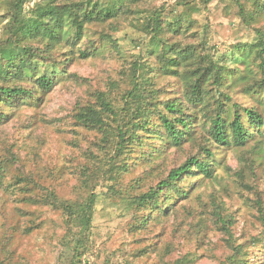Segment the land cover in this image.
<instances>
[{"label":"rangeland","instance_id":"1","mask_svg":"<svg viewBox=\"0 0 264 264\" xmlns=\"http://www.w3.org/2000/svg\"><path fill=\"white\" fill-rule=\"evenodd\" d=\"M10 1L0 0V42L12 24ZM77 1L83 0H28L22 14L29 20L36 4ZM187 3L184 7L179 0H138L131 5L138 15L92 28L99 42L115 39L116 52L81 59L78 47L83 48L84 43L78 47L62 44L50 51L49 57L44 55L48 66L61 70L54 87L43 91L24 82L22 85L34 93L33 101L0 108L10 114L0 125V168L4 175L0 242L11 238L15 251L11 264H230L232 248L240 245L249 264H264V227L258 212L259 205H264L263 137L241 149L214 147L213 177L197 181L187 199L173 203L166 217L153 213L147 224L148 212L135 203L136 197L195 154L191 144L164 148L153 161L133 166L117 181L112 173L91 186L97 199L85 238L69 241L61 213L23 201L24 196L42 194L46 188L61 199L72 200L83 171H94L108 159L110 149H102V134L78 126L74 115L80 107L93 103L99 92L119 98L130 88L136 66L143 61L152 65L158 42L146 36L151 28L147 19L150 12L164 6L170 18L195 21L198 37L185 41L194 71L202 63L203 43L218 63L245 67L244 54L252 50L256 38L239 17L237 6L230 0H212L206 8L199 0ZM190 5L199 11L189 12ZM250 15L246 11V18ZM140 21L145 22L143 32L138 27ZM150 71L153 73L154 67ZM156 88L170 92L168 98L180 93L182 84L159 75ZM229 94L235 107L255 106L239 87ZM25 180L35 185L25 184ZM191 181L194 179H186L183 186L189 188Z\"/></svg>","mask_w":264,"mask_h":264},{"label":"trees","instance_id":"2","mask_svg":"<svg viewBox=\"0 0 264 264\" xmlns=\"http://www.w3.org/2000/svg\"><path fill=\"white\" fill-rule=\"evenodd\" d=\"M137 1L45 2L36 4L33 18L27 20L22 10L28 0H11L9 21L12 24L0 42V108L9 109L18 103L33 101L34 93L22 85L24 82H31L43 91L54 87L61 70L48 66V58L44 55L49 57L52 50L62 44L78 47L84 43L83 48L78 47L81 59L116 52V40L109 37L107 41L102 39L103 42H99L95 40L92 28L138 15L139 12L131 10V5ZM188 1L179 0V5L186 7ZM211 1L199 0L198 4L206 8ZM230 1L237 6L239 17L256 38L252 50L244 54L245 67L218 63L212 50L203 43L202 63L194 71L191 67L193 56L185 41L197 39L195 21L180 16L170 18L161 6L147 16L151 28L146 36L158 42L151 56L152 65L145 61L138 64L130 88L119 98L113 99L99 92L95 94L93 103L77 110L74 115L76 124L102 134V149H110L108 159L94 171H83L79 191L72 200L61 199L47 188L42 194L23 198L33 206L48 207L61 213L69 241L85 238L88 233L97 199L91 186L99 183L105 175L115 173L117 181L133 166L153 161L164 148L178 149L187 144L194 147L195 154L188 156L164 179L136 197L135 203L148 212L145 218L147 224L153 213L157 212L156 217H166L173 203L187 199L189 189L197 181L213 177L214 147L241 149L257 137L264 138V24L259 25L264 21V3L262 0ZM199 9L190 5L188 11L197 12ZM246 11L251 13L249 18L245 16ZM138 27L143 32L145 22L140 21ZM85 39L87 43L83 42ZM152 67L153 73L150 71ZM159 75L177 79L182 84L181 92L167 98L170 92H161L156 88ZM235 87H239L255 106L232 105L229 93ZM9 115L0 109V125L8 121ZM2 171L0 168V186L4 179ZM186 179H194L189 188L183 186ZM24 183L35 185L27 180ZM258 212L264 227V205H259ZM10 241L11 238H6L0 242V264H11L13 261L15 251ZM232 251L230 264H249L242 245L233 247Z\"/></svg>","mask_w":264,"mask_h":264}]
</instances>
